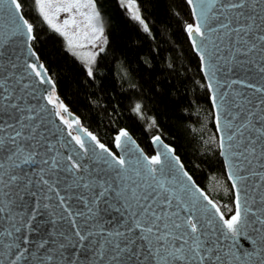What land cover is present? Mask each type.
I'll list each match as a JSON object with an SVG mask.
<instances>
[{
    "label": "snow or ice",
    "instance_id": "snow-or-ice-1",
    "mask_svg": "<svg viewBox=\"0 0 264 264\" xmlns=\"http://www.w3.org/2000/svg\"><path fill=\"white\" fill-rule=\"evenodd\" d=\"M120 3L122 7L127 8L131 18L144 25V31H148L135 0H120ZM187 3L191 7L195 23L186 25L185 31L193 50L200 58L201 70L209 76L210 91L213 88L211 78L216 74L210 63L211 57L222 53L225 48L237 64L247 62L256 65L257 61L252 57L259 54L261 59L258 72L264 74V0H187ZM34 4L49 28L68 41L70 49L74 46V36L80 35L81 26L85 36L91 35L93 39H99L102 35V28L96 25L100 14L96 10L94 0H34ZM257 4L260 6L259 11ZM21 8L19 0H0V15L6 14L12 25L9 31L0 33V58L17 42L29 43L33 39V26L21 15ZM62 12L68 13V18L62 23H57V17ZM77 17L82 19L78 20ZM71 27L76 29L73 34L68 31ZM208 45H211V51ZM27 68L31 69V74L40 84L51 85V91L44 99L52 106L55 116L69 129L71 141L87 156L90 146L81 135H73L71 131L74 124L79 125V121L70 122L61 115L62 112L67 113L68 109L57 101L55 85L51 79H46L47 73L43 70V65L29 63ZM10 80V75L0 74V114L7 113L11 120L15 121H0V133H8L6 138L0 137V185L8 187L23 174L29 177L27 183L37 189L31 192L33 197L42 193L45 199H50L48 194H54L57 207L61 209L59 219H67L71 228L78 229L72 235L78 237L83 245L85 260L91 256L90 264H227L219 237L215 240L211 237L209 230H216L212 229L213 222L207 218L201 219L197 215L196 201L187 195V188L177 187L165 175L166 169L170 174L173 168L170 159L179 164L178 159L169 156L173 152L172 148L165 146L164 152H157L151 157L143 156L142 159L137 157L133 161L114 155L104 144L97 141L96 136L80 128L79 131L95 143L101 154H107V157H102L103 162L115 173L111 178L112 182L100 176H89L86 180L83 173L88 170L81 164L79 156L74 157L71 153L63 156L60 153L49 155L53 152L54 145H45L36 140L38 135L43 134L38 133L37 126L32 123L34 116L28 114L34 111L22 94L28 85L21 86L20 80L10 83ZM232 83L254 89L256 93L261 94L258 105H252V100L243 93H237V97L242 99L234 98L230 102L232 107L237 109L231 119L238 121L232 134L227 136L228 141H235L228 146L229 149L235 148V151L230 153L231 158L225 152L224 138L220 141L221 154L226 156V163L232 168L228 179L232 181L231 188L235 192L234 214L226 219L220 207L204 192L199 188L196 192L219 218L222 225L219 229L220 235L224 236L225 240L229 236L232 238L236 249L231 253L233 259L240 261V264H248L256 255V248H241L237 244V238H241L242 225H251L252 231L257 234L264 233V194L252 197L251 203H248L247 193L244 192L245 200L242 203L241 191L236 190L240 188L241 183L247 182L248 177L243 175L245 170L250 171L253 176H259L261 184L257 187H264V172L257 173L253 168L255 160L259 162L260 168L264 169V86L256 87L252 83L236 80ZM212 99L215 105L216 96L213 95ZM17 124L19 128L16 127ZM227 127L232 128L233 125L229 124ZM8 129H11V132H8ZM217 130L220 131L219 117ZM127 137L128 133L121 131L115 137L116 147L120 148L122 138ZM32 140H36V143H31ZM159 142L160 137H154L153 143ZM38 147L44 151H37ZM233 159L237 163L233 164ZM26 165L28 171H25ZM33 165L36 167L33 168ZM16 169H19L20 173H17ZM130 171L134 173L135 178L128 174ZM30 174L38 179L33 180ZM4 176L8 177L6 181ZM184 176L187 177V173H184ZM188 179L191 180V177ZM113 187L117 189L115 194L123 200L127 211L126 219L122 217L123 230L108 232V238L103 242L92 241L90 237L93 235L105 234L93 233L88 228L84 211L79 208L76 211L70 209L74 204L82 205L91 213V205L97 202L98 197H105ZM76 189L102 190L95 191L91 198H85L83 192L77 195ZM4 196L8 197L9 194L5 192ZM43 207L48 208L49 204L45 203ZM14 213V201L10 198L0 199V241H4L0 243V249L3 250L0 255L7 264H20L21 261L23 264H29L30 260L35 264H48L53 260V256L48 254L49 247H46L50 246L49 240L40 235L41 226L34 223L36 211L29 210V219L23 224H19ZM76 217L84 218L85 224H77L74 219ZM50 223L55 224L54 221ZM23 229L28 230L27 234L20 235ZM44 232L47 234V229H44ZM33 235L37 237L35 241L30 239ZM9 240L11 242H7ZM250 242L258 246L264 242V235H261L260 241L252 237ZM60 247L64 246L61 244ZM68 264L73 262L69 259ZM258 264H264V255Z\"/></svg>",
    "mask_w": 264,
    "mask_h": 264
},
{
    "label": "trees",
    "instance_id": "trees-1",
    "mask_svg": "<svg viewBox=\"0 0 264 264\" xmlns=\"http://www.w3.org/2000/svg\"><path fill=\"white\" fill-rule=\"evenodd\" d=\"M136 1L148 31L118 0H94L103 35L89 75L43 21L34 0H19L33 26L32 48L82 126L111 151L124 129L149 157L150 139L159 136L228 219L234 214L233 193L219 156L200 62L185 32L192 23L189 6L186 0Z\"/></svg>",
    "mask_w": 264,
    "mask_h": 264
},
{
    "label": "water",
    "instance_id": "water-1",
    "mask_svg": "<svg viewBox=\"0 0 264 264\" xmlns=\"http://www.w3.org/2000/svg\"><path fill=\"white\" fill-rule=\"evenodd\" d=\"M188 6L191 12V7L189 4ZM259 7V4H257V11H259ZM21 15H23L22 11ZM191 17V24H193L195 23V21L192 16V12ZM0 26H2L0 27V33L4 31H9L11 29L12 25L6 14L0 15ZM186 35L188 37L187 32ZM213 36H215V34H213ZM188 40L192 47L189 37ZM32 41L33 39L29 43L17 42V44L13 45L4 53V56L0 58V74L10 75V83L15 80H20L21 86L24 84L28 85V87L24 89L22 93L25 97V101L27 102V104L34 109L32 113L28 114L34 116V120L32 121V123L37 126L38 133L43 134V136L38 135L36 137V140H39L45 145L49 143L54 145V150L49 155H55L56 153H60L63 156L71 153L74 157L79 156L81 164H83L84 167L88 170L83 173L86 180L89 178V176H100L112 182L111 178L115 176V173L111 169L107 168L102 159V157H107V154H101L100 150L96 148L95 143L88 140V138L84 136V133L79 131V129L82 128L86 132L90 133L87 129L82 126L80 120L63 103V101L57 95L56 89L55 96L57 98V101L59 103H63L64 106L68 109L67 113L62 112L61 115L65 119H68L70 122L76 120L79 121V125L77 126L74 124L73 129L71 131L73 135H81V137L90 146L87 156H84V154L80 152L79 148L75 146L74 142L71 141V137L68 135L69 129L61 123L59 118L55 116L52 106L48 105L47 101L44 99V96L48 95V93L51 91V85L40 84L38 79L33 74H31V69L27 68V64L29 63L37 64V66L43 65L40 59L38 58L37 54L35 53L34 49L32 48ZM208 47L211 51V45H208ZM32 53H35V55L33 56ZM193 53L200 62L201 75L205 81L209 93L210 104L213 114V125L218 142L219 156L223 163L225 177L231 187L232 181L228 179V176L232 171V168L229 164L226 163V156L222 155L220 150V141L221 138H224L225 152L229 155V158H231L230 153L235 151V148L229 149L228 147L229 144H234L235 141L227 140V136L232 134V132L234 131L235 124L238 123V121H233L231 119V117L235 115L237 109L233 108L230 102L234 98L242 99V97H237V93H243L245 96L251 99L252 105H258L261 97V94L256 93L254 89L242 87L240 84H233L232 81L236 80L243 81L244 83H252L256 87L264 86V78H262V75L264 74H260L258 72V65L261 58L259 54L252 57V59L257 61L256 65L248 64L247 62H245L244 64H237L235 60H232V57L227 48H225L222 53L212 56L210 63L213 65V70H215L216 74L214 77L211 78L213 88L210 91L208 88V84L210 82L209 76L201 70L202 65L200 58L197 56L194 50ZM13 65L15 66L13 67ZM43 70L47 73L44 66ZM46 79H51L48 73ZM45 89H47L48 91H45ZM213 95L216 96L215 105L213 104ZM252 105H248V107H252ZM217 117H219L220 131L217 130ZM10 120L11 118L9 114H0V121L8 122ZM11 122L15 123L14 120H11ZM229 124H232L233 127H227V125ZM16 127L19 128V125L17 124ZM121 131L126 130L121 129L118 134ZM8 132H11V129H8ZM7 134V132L0 133V137L6 138ZM25 134L27 135L28 133L25 132ZM156 136H153L150 139V145L153 151V155H155L157 152L166 151L165 146L170 147L161 138L159 143H153L154 137ZM36 140H32L31 143L35 144ZM37 151L43 152L44 149L38 147ZM257 151H259V149H257ZM111 152L114 155L124 156L126 159H131L133 161H135L137 157L142 159L143 156H147L129 133L127 138H122L120 148H117L116 143H114V151ZM169 156H174L176 159H178L179 164L177 165L175 160L170 159V163L173 165V168L170 174L166 169L165 175L167 179L175 183L177 187H186L188 190L187 195L189 197H192L196 201L197 215L200 216L201 219L207 218L213 222L212 229L216 230L209 231L213 240L219 237L221 242L220 247L225 256L227 264H240V261L234 260L231 255V253L236 250L233 246L232 238L229 236V238L225 240L224 236L220 235L219 229L222 227V225L219 222V218L215 216L214 210L211 209V207L207 204L206 201H204L203 197H201L199 193L196 192V189L199 188L198 185L193 181L192 178L191 180L188 179L190 175L186 172L180 159L175 154L174 149L173 152L169 154ZM37 159H39V157ZM232 163L235 164L237 163V161L233 159ZM5 167H7V164L5 165ZM32 167L35 168L36 166L33 165ZM253 168L257 173L264 172V169L260 168L259 162L255 160L253 161ZM25 171H28L27 165L25 166ZM16 172L20 173V170L16 169ZM184 173H187V177L184 176ZM128 174L132 175L133 178H135L133 172L130 171ZM243 175L248 177L247 182L241 183L240 188L236 191H241L242 203L245 200L244 192L247 193L248 203H251L252 197H258L259 195L264 194V187H257L261 184L259 176H253L251 175V172L247 170L243 171ZM28 178V176L20 174L17 181L13 184H9L8 187H3V185H0V189H2V191H0V199L7 200L10 198L12 201H14V214H16V220L19 222V224H23L25 220L29 219V210L36 211V220L34 221V223H37L41 226L40 235L44 236V238L49 240L50 246L46 247H49L48 254L53 256V260L49 261L48 264H68L69 259L73 262V264H90L92 257L89 256L88 260L84 259L83 245L80 244L78 237L72 235V233L78 229L71 228L67 219H59L61 209L57 207V199L54 194H48L50 199H45L42 193L36 197H33L31 195V192L37 191V189L34 185H29L27 183ZM31 178L33 180L38 179V177L35 175H31ZM3 179L6 181L8 177L4 176ZM68 182L71 183V180H69ZM101 190L102 189H94L89 191L85 189H76L75 192L77 195L83 192L85 198H91L94 196L95 191ZM116 190L117 189L113 187L106 193L105 197H98L97 202L91 205V213H89L88 209L86 207H83L82 205L74 204V207L70 209L71 211H76L77 208H79L80 211H84L87 217L86 223L88 228L93 233L105 234L103 236L93 235L92 237H90L92 241L103 242L105 239L108 238V232L115 233L118 230H123L122 225L124 219H126L127 217V211L124 207L123 200L120 199V197L116 196ZM231 190L233 193V205L235 208V192L232 188ZM200 191L204 192L201 189ZM5 192L9 194L8 197L4 196ZM204 194L207 195L205 192ZM74 201L75 196L73 197V203ZM45 203L49 204L48 208L43 207ZM181 215H184V213H181ZM122 217L124 219H122ZM74 219H76L77 224H85L84 218L76 217ZM50 221H54L55 224L50 223ZM257 227H259V225H257ZM44 229H47V234L44 232ZM27 231V229H23L20 235L27 234ZM240 232L241 238H237V244H239L241 248H256V255L251 261H248V264H258L261 259V256L264 255V242L256 246L252 245L250 241L252 237H255L257 241H260V237L261 235H264V233L257 234L253 232L251 225H248L247 227H244L242 225ZM30 239L35 241L37 237L33 235L30 237ZM113 239L119 240V238L116 237H113ZM3 242L4 241H0V243ZM7 242L11 241L9 240ZM61 244L64 246L63 248L60 247ZM24 247L30 246L24 245ZM2 251L3 250L0 249V252ZM61 253H63V255H61ZM0 264H7V261L4 260L2 255H0ZM20 264H23V261H21ZM29 264H35V262L33 260H30ZM129 264H131V262H129Z\"/></svg>",
    "mask_w": 264,
    "mask_h": 264
},
{
    "label": "rangeland",
    "instance_id": "rangeland-1",
    "mask_svg": "<svg viewBox=\"0 0 264 264\" xmlns=\"http://www.w3.org/2000/svg\"><path fill=\"white\" fill-rule=\"evenodd\" d=\"M118 2L120 3V0H118ZM135 3H136L137 8H138V4H137L136 0H135ZM124 8L127 11V13L129 14L127 8L126 7H124ZM129 16L131 17L130 14H129ZM66 18H68V13H63V12L60 13L59 16L57 17V23H62V21ZM141 18H142V16H141ZM77 19L79 20L82 18L77 17ZM136 22L140 25V27L142 29H144V25H141L138 21H136ZM144 24L147 25L145 21H144ZM96 25H97V27L102 28V24H101L100 19L98 21H96ZM52 31H54V30H52ZM68 31L70 32V34H73V33H75L76 29L74 27H71L68 29ZM57 34H59V33H57ZM102 35H103V33H102ZM102 35L100 36L99 39H93V37L91 35L85 36L83 26H81L80 35L74 36V40H73L74 46L71 49L69 48L68 41L63 36H61V35L60 36L64 39L66 49L70 52V54L85 67L86 72L88 74L90 71L92 74V69H93L96 57L101 52V48H99L100 46H99L98 42L102 38Z\"/></svg>",
    "mask_w": 264,
    "mask_h": 264
}]
</instances>
